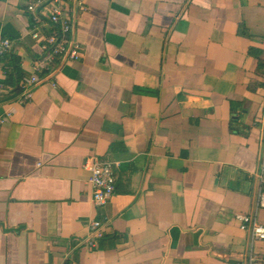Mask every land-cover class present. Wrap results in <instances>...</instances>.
<instances>
[{"label":"crops","instance_id":"0c3cea01","mask_svg":"<svg viewBox=\"0 0 264 264\" xmlns=\"http://www.w3.org/2000/svg\"><path fill=\"white\" fill-rule=\"evenodd\" d=\"M27 4L0 0V264L240 261L236 215L255 212L264 138V0H66L81 58H57L20 103L44 58ZM57 5L36 8L41 37L57 34ZM87 160L119 163L102 207ZM255 252L264 261V242Z\"/></svg>","mask_w":264,"mask_h":264},{"label":"built area","instance_id":"2783aa9c","mask_svg":"<svg viewBox=\"0 0 264 264\" xmlns=\"http://www.w3.org/2000/svg\"><path fill=\"white\" fill-rule=\"evenodd\" d=\"M48 0H28L26 10L32 15L31 37L34 41H40L39 49L44 55L40 61L32 65V75L20 84V103L29 101L32 97V89L40 83L38 75L42 79L47 77V72L57 58L68 61H77L81 58L80 45L73 39V23L63 17V3L66 0H55L58 5L53 9L49 22L56 29V35L41 37L38 16L35 15L36 8ZM80 8L83 0H75ZM10 41L0 40V57L10 50ZM10 118L9 113L0 112V126L6 124ZM119 163L96 162L87 160L84 169L88 172L87 182L92 190V202L97 207L104 206L115 192L114 168ZM257 189L255 200V212L253 214H237L236 220L239 229L248 234V252L235 264H264L255 252V244L264 242V226L257 219V211L264 209V138L262 140L260 164L256 175ZM101 222L93 221L88 225L92 236L100 237Z\"/></svg>","mask_w":264,"mask_h":264},{"label":"trees","instance_id":"16d2710c","mask_svg":"<svg viewBox=\"0 0 264 264\" xmlns=\"http://www.w3.org/2000/svg\"><path fill=\"white\" fill-rule=\"evenodd\" d=\"M259 66L262 68V66H263V68H264V65H262V64H259ZM14 72V70L12 71V73ZM15 75H16V77H14V81H15V84L16 83H18V81L20 80V72L18 73L17 71L15 72Z\"/></svg>","mask_w":264,"mask_h":264}]
</instances>
